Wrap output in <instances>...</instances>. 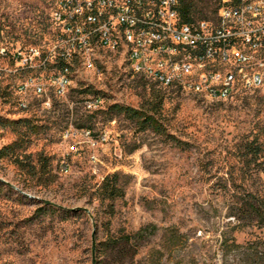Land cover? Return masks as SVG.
I'll return each mask as SVG.
<instances>
[{"label":"rangeland","instance_id":"obj_1","mask_svg":"<svg viewBox=\"0 0 264 264\" xmlns=\"http://www.w3.org/2000/svg\"><path fill=\"white\" fill-rule=\"evenodd\" d=\"M53 4L0 0V48H54ZM0 66L12 68L1 60ZM16 80L6 76L0 84ZM154 88L160 87L133 74L124 54L105 53L78 70L68 95L51 109L36 105L24 113L14 99L0 97V119L28 118L38 126L20 132L0 126V149L18 143L25 163L0 159V264H103L100 242L141 229L136 255L131 245L105 264H257L264 228L234 219L230 206L234 194L264 198V95L216 101L163 89L162 121L181 147L101 112L114 103L140 108ZM91 98H100V107L89 109ZM87 115L96 143L65 137ZM114 173L126 192L111 212L99 187Z\"/></svg>","mask_w":264,"mask_h":264},{"label":"built area","instance_id":"obj_2","mask_svg":"<svg viewBox=\"0 0 264 264\" xmlns=\"http://www.w3.org/2000/svg\"><path fill=\"white\" fill-rule=\"evenodd\" d=\"M180 0H54V48H0V97L24 113L51 109L70 92L78 70L105 53L124 54L134 75L163 89L227 101L238 94L264 95V0H219L216 17L187 23ZM77 73V74H76ZM100 107V98L85 101ZM95 144L94 132L71 127Z\"/></svg>","mask_w":264,"mask_h":264},{"label":"trees","instance_id":"obj_3","mask_svg":"<svg viewBox=\"0 0 264 264\" xmlns=\"http://www.w3.org/2000/svg\"><path fill=\"white\" fill-rule=\"evenodd\" d=\"M181 1V16L187 23L196 22L199 20H210L217 16L219 10L218 4L214 6V0H180ZM139 77V76H138ZM141 81L146 84L156 86L154 83L147 81L146 79L139 77ZM165 91L163 88L153 89L147 100L140 108H134L120 103L111 104L107 109L102 110L105 117L109 120H113L120 116H124L135 124L137 131L152 130L153 132L166 137L167 141L174 143L177 147H181L183 142L168 133L166 125L162 118V111L165 103ZM93 116L87 115L85 124L79 126V128L90 127ZM0 126L2 128L12 127L20 132L21 127H27L31 130L38 126L33 124L31 119L25 118L20 120L0 119ZM15 143L10 146H6L0 149V159L11 156L14 157V161L19 165L25 164L21 156L17 155V148ZM28 157V156H26ZM33 168V166H32ZM31 172L35 175L36 171ZM126 184L121 181V175L114 173L108 175L99 187V199L101 202H109V208L111 212H114V202L125 196ZM233 203L230 206V216L238 221L250 220L251 222H258L264 228V198H258L256 196L238 197V194L232 196ZM144 237V229L139 230L134 234H123L122 236L109 235L108 238L99 244V257H101V263L105 264L109 260H117L118 257L125 255L129 246H134L133 256L138 253L139 244H135L134 241L137 238ZM255 262L257 264H264V243L262 246L255 248Z\"/></svg>","mask_w":264,"mask_h":264}]
</instances>
